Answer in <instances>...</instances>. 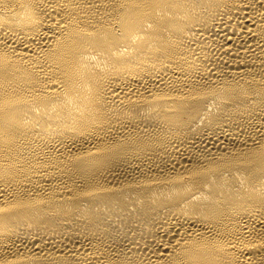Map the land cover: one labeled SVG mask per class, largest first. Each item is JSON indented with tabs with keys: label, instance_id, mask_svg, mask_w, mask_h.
I'll return each mask as SVG.
<instances>
[{
	"label": "bare ground",
	"instance_id": "1",
	"mask_svg": "<svg viewBox=\"0 0 264 264\" xmlns=\"http://www.w3.org/2000/svg\"><path fill=\"white\" fill-rule=\"evenodd\" d=\"M0 264H264V0H0Z\"/></svg>",
	"mask_w": 264,
	"mask_h": 264
}]
</instances>
